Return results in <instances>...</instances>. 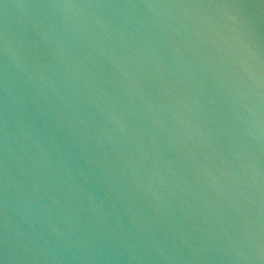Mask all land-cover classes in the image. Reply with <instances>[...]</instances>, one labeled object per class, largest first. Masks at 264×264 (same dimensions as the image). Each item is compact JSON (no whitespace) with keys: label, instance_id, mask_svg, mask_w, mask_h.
Listing matches in <instances>:
<instances>
[{"label":"water","instance_id":"95a60500","mask_svg":"<svg viewBox=\"0 0 264 264\" xmlns=\"http://www.w3.org/2000/svg\"><path fill=\"white\" fill-rule=\"evenodd\" d=\"M0 264H264V0H0Z\"/></svg>","mask_w":264,"mask_h":264}]
</instances>
